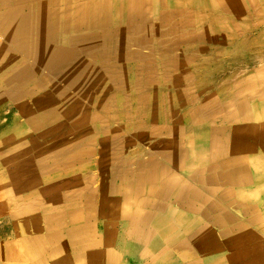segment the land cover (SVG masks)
Returning <instances> with one entry per match:
<instances>
[{
	"label": "bare ground",
	"instance_id": "6f19581e",
	"mask_svg": "<svg viewBox=\"0 0 264 264\" xmlns=\"http://www.w3.org/2000/svg\"><path fill=\"white\" fill-rule=\"evenodd\" d=\"M165 1H167L166 4L170 2L175 11H161L165 7ZM257 1L259 0H0V77L5 74L1 73V68L6 62L11 64L14 60H20L23 64L13 74H5L4 77L7 79L5 84L8 86L6 96L9 98L20 93L19 91H23L25 72L30 69L31 64L39 65L41 70H45V75L57 79L59 71L63 69L62 64L71 61L75 52L77 53V50H74L77 49L76 47L85 50L96 43L105 46L110 42L112 34L118 44L123 40L129 42L133 39L139 42L140 44L136 45L138 53L141 50L143 53L148 46L146 43L148 37H144V35H154L155 39L162 40V45L170 46L178 44L177 32L183 29L187 33L185 38L198 40L203 37V34H206L205 30L195 28L203 18L200 17L194 22L190 14L191 7L197 11L209 8L231 20H240L243 17L241 25L234 22L232 24L230 21L231 26L229 27L231 28H225L230 29L229 32L231 31L232 35L248 32L253 29V24L250 22H253L252 20L256 16L264 13V2L262 3L263 7L259 9L256 5ZM182 13L183 15H181ZM147 15H151V18H148ZM178 20L183 22L180 23ZM211 25L223 29L219 19L215 18L211 21ZM164 37H167V40H164ZM53 42H59L57 49L52 44ZM128 51L130 52V50ZM158 62L160 61L158 60ZM155 63L153 64L155 65ZM7 71L9 70L6 69ZM74 75L75 73L69 75L70 77L60 79L59 86L52 83L49 87L51 89L47 88L48 91L62 93L65 91L64 88L72 87L73 89L72 83L75 82L76 77ZM147 78L148 75L145 80L147 86H156L153 78L151 80ZM224 78H226L225 75ZM38 80L40 81V79ZM173 81L175 84L178 82L175 75ZM11 82L16 85L11 86ZM224 82L222 83L226 84ZM222 83L219 90L222 89ZM42 84L38 85L42 86ZM158 85L160 84L158 83ZM168 86L172 91H176L173 83ZM211 86L212 84H209L208 91L212 89ZM162 88L157 87L158 90H164L165 87ZM231 88V93L224 92L220 103L208 102V100L207 103L204 102L206 104L203 108L195 107L193 110L189 109L191 111H187L188 113H181L177 124L170 126L171 131L164 127L153 128L151 133L155 137V144L153 143L149 148V155L136 164V169L129 170L125 173L124 178L115 176L113 180L109 179L110 181H105L108 177L105 180L101 178V184L93 191L88 189L91 178L81 177L75 170L66 175L67 178H48L45 184H40L38 187L39 197L30 199L29 202L24 200L26 205H21L19 202L21 198L18 195L25 188L21 190V184L17 180H13L15 172L5 169L6 175L9 176L8 179L11 181L10 188L18 198L13 196L12 201L5 202L6 207L1 210L6 209L10 203L13 204V207L1 212L6 214L9 212L7 215L4 214L5 216L1 219L11 221L13 232L17 236H28L21 239L23 251L21 253L16 250L11 251L9 255L11 259H8L33 262L37 257L46 253V256L52 259L51 264H113L115 253L109 249V246L113 242L119 243V241L127 239L136 242L138 246L132 251H128L129 249L124 245L122 251L130 253L132 257L142 258V264L146 262L150 264H264V103L262 107H259V112H256L254 124L243 125L237 117L238 114L235 113L236 110L229 111V107L234 106L231 105V101L238 97H246L251 100L249 99L250 95L257 92H260L261 97L264 96V68L255 75L245 78L242 82L233 84ZM73 92L72 94H74ZM123 92L125 91L123 90ZM155 95L157 96L156 91H154ZM245 102H240L238 105L242 110L247 107ZM183 105L185 103L180 102L177 104V108L182 109ZM234 107H237V104ZM231 109L233 110V108ZM243 116L246 117V114ZM200 118L204 120L200 121L199 125L205 124L207 128L205 131H197L192 128L193 123H197ZM161 130L167 133V139H156L160 137ZM172 130L176 131L178 136L174 137ZM67 147L70 146L67 145ZM257 149L261 151L260 155L255 153ZM40 158L43 159V157ZM10 160V154H5L0 158L4 167H7ZM187 167H192V170L186 173L187 178L182 176L181 178L176 174ZM58 169L56 170L58 171ZM15 171H20V169L16 167ZM17 176L16 174L15 177ZM31 178L35 180L34 176ZM29 183H33V181L28 180L27 184ZM5 188L0 189V200L7 198L8 193L6 194ZM96 194H101V197L98 198ZM80 197H84V199L79 202ZM45 204L49 206L48 210L39 214L35 209L36 206L43 207ZM96 216H102V218L105 216L106 221L103 227L104 236L100 238L110 239V241L104 242L105 249L103 250L99 248L100 239L98 236H94L89 225L91 219ZM24 220L34 228L33 235L27 232ZM116 222L122 226L121 233H117L111 228ZM37 224L43 225L42 236L45 235L46 240L41 236V229Z\"/></svg>",
	"mask_w": 264,
	"mask_h": 264
},
{
	"label": "rangeland",
	"instance_id": "374dc122",
	"mask_svg": "<svg viewBox=\"0 0 264 264\" xmlns=\"http://www.w3.org/2000/svg\"><path fill=\"white\" fill-rule=\"evenodd\" d=\"M166 2L167 1L164 2L165 7H163L161 11H175L171 3L169 2V4L168 3L166 4ZM263 2L264 0L257 1L256 5L258 6L259 9L263 7L262 5ZM191 9H192L191 10L192 13L190 12V14L194 22H196L200 17L203 18L201 22L196 24L195 28L197 30H199L198 28L205 30L206 34L205 35L203 34V37L198 40H195L194 38H185L187 33L182 29L177 32L178 33L177 39L179 40L178 44L166 46V45H162L161 39H155L156 37L154 35L151 36V35L143 34L144 37H148V39L146 40L148 46H146L143 53L142 50L138 53L137 51L138 49H136L137 47L136 45L139 42H136V40L133 39L131 41L129 40V42L128 40L127 41L123 40L118 44L112 34L110 42L105 46L96 43V45L90 48L91 50L93 49L95 51L92 52L93 54L92 57L88 58L87 54L85 53L84 55L85 57L83 58H80L75 61L71 60L67 63L66 62L63 63L61 66L63 69L59 71L58 74L59 76L57 79H52V76L45 75L46 73L45 70L44 69L41 70V67L39 65L31 64V66L33 67L30 66V69L25 72L23 91H19L21 94L18 93L9 98H7L6 96V88L8 86L5 84V80L7 79L4 76L6 73L13 74L15 70H19V68H21L23 64L20 60H14L11 62V64L6 62L5 65H3V67L1 68V73L3 74L5 73V74L4 76L0 77V158L5 154H10L11 160L8 164L9 166L6 165L7 167H4L5 165L2 162H0V187L2 188L3 186L7 188V184L9 182L8 176L5 173V169H7V171L9 170L11 172H15L18 175L17 176L18 179L16 180L20 182L25 181L24 178L26 176L24 174L32 175V173H35L37 175L38 178L37 182H39V178L46 179V177L50 175H55L57 172L56 169L58 168H59L58 172L61 173L72 172L76 170L77 172L81 171L84 173L95 172L98 175L103 172L102 174L104 177L101 175L103 179H106L108 177L107 180L109 179L113 180L115 176L119 177L118 175H123L127 173L129 170L136 169L137 167L136 164H138V162L141 159L143 160L144 157L149 155V148L153 143L155 144V137H153L151 133L153 128L158 129L157 128L158 126L159 128L164 127V129L167 130L169 129L171 131L170 126L177 124L176 122L180 120L181 113L182 114L188 113L191 110L195 109V107L203 108L208 100H209L208 102L220 103V100L224 97V92L231 93L230 90H232L231 87L233 84L242 82L245 78L255 75L259 70L264 68V61H263L264 57H262L264 56V13H261L260 15L256 16V18L252 20L253 22H250L251 24H253V29L249 30L248 32H242L239 35H235V34L232 35L231 31L229 32L230 29H227L225 27L231 26L230 21H232V24L234 22L235 24L241 25L243 17H241L240 20H231L229 19V17L227 18V16H222L223 14H218L215 12V10H210L209 8L200 11H197L195 10V8L192 7ZM181 15H183V13ZM148 18H151V15L148 16ZM215 18L219 19V21L222 23L223 29H219L220 27L215 28L213 25H211V21H213ZM178 22L182 23L183 21L178 20ZM164 40H167V37L166 38L164 37ZM0 42H1V38H0ZM250 42L253 45H251ZM52 44H54L55 49H57L59 42L57 43L53 42ZM212 45H214L215 47ZM128 50H130V52ZM109 57L111 58L109 59ZM128 57H130L131 59L130 58L128 59ZM175 59H177L179 62ZM121 60L123 61L122 64H121L122 62ZM158 60L160 62H158ZM154 61L157 62L155 63ZM153 63H155V65ZM101 64H103L104 66L103 65L100 66ZM117 66H119L120 68ZM215 66L217 67L219 66V67L217 68ZM6 69H8L9 71L6 72ZM201 70L203 72H200ZM116 71L119 72L116 73ZM92 72L93 74H91ZM182 72L185 74L184 76ZM70 73L71 74L75 73L76 75L74 79L75 82L72 83L73 89L72 87H69L68 89L64 88L65 91H63L62 93H55V92L50 93L48 91L49 89H51L49 87L52 85V83L57 84L59 86L60 79L62 80L67 77H70L69 76L71 75ZM164 73H166L167 75H165ZM145 74L148 75L147 79L151 80L153 78L158 88L165 87L164 90H160V89L158 90L156 86H147V84L145 83L146 80ZM93 75L96 76L94 77ZM174 75L178 79V82L176 84L173 81ZM224 75L226 78H224ZM42 77L43 79H41ZM86 78L87 80H85ZM11 79L12 78H10V80ZM38 79H40V81ZM222 82L226 84H223ZM158 83L160 85H158ZM172 83L173 86L176 88V91L175 90L172 91L168 86L169 84ZM208 83L212 84L213 86V87L211 86L212 88L210 90L211 92L207 90L209 87ZM221 83H222V89L219 90V88L221 87ZM10 84L13 87L16 85V83L14 84L13 82H11ZM38 84H42V86H39ZM123 90L125 92H123ZM154 91L157 92V96L156 95L154 96ZM34 92H36L37 94L35 93L34 95ZM72 92L74 94H72ZM47 94L48 97H46ZM95 99L96 101L94 102ZM249 99L251 100H248L246 97L245 98L238 97L237 100H235L238 111L239 109L242 110L241 108H239L238 105L240 102L242 103L243 101H246L245 103H247V107H245L244 109L245 110L249 109L248 110L249 116L246 117L243 116L242 112H239L241 114L238 117V119H240V123H242L243 125L255 123L254 112L256 111L252 110L251 107L254 106L255 108L256 106L262 107V104L264 103V96L262 95L261 97L260 92L251 94ZM239 100L241 101L237 103ZM180 102H183V104L185 103L182 109L177 108V104ZM204 102L206 103L204 104ZM166 103L168 104L165 105ZM67 104L69 105L67 106ZM49 105L52 106L51 108L48 109V107H50ZM58 106L63 108H59ZM247 117L248 119H245ZM29 120L32 121L30 122ZM202 120L204 119L201 118L198 119L197 123H193L194 126L192 125V128H196V129L200 128L202 131H205L207 129L206 125L205 124L199 125V122ZM263 122H264V117H263ZM82 125L85 126L79 127ZM83 132H87V133H84L85 134L84 135ZM160 133H161L160 137L156 138L157 140H163L168 138V135L164 130ZM172 134L174 135V137L178 136L177 132L173 130H172ZM66 140L68 143L66 142ZM67 145L70 147H67ZM46 150L47 152H45ZM257 150L261 152L259 149ZM30 155L31 156L33 155L32 158H30L31 157ZM40 157H43V159ZM38 158H40L39 161ZM24 159L27 163L24 161ZM33 164L35 165L33 166ZM16 167L19 168L20 171H15ZM35 171H37L38 173ZM22 174L25 177L21 176ZM28 192L29 191L25 193L24 191L21 194V196L18 195L21 198V201H19L21 205H23V202H25L24 199L25 200L30 199ZM7 193H9L8 190ZM10 193H11L10 195L7 194L6 199L0 200V209L5 208L6 207L5 202H8L9 199H11L14 196L12 192ZM14 197L18 198L17 195ZM31 198L34 197L32 196ZM9 207H13V204L10 203L7 208ZM1 212L3 211H0V215H4ZM1 218L2 217H0V240L6 239L9 236H11L10 235L11 228L8 224V220Z\"/></svg>",
	"mask_w": 264,
	"mask_h": 264
},
{
	"label": "crops",
	"instance_id": "0c3cea01",
	"mask_svg": "<svg viewBox=\"0 0 264 264\" xmlns=\"http://www.w3.org/2000/svg\"><path fill=\"white\" fill-rule=\"evenodd\" d=\"M94 46V44L91 46V47H93ZM90 47V48H91ZM77 49H74L75 51L77 50V53L75 52V54H74V56H73V58H72V61H75V60H78V59H80V58H83L84 57V55H85V53L87 54V56H88V58H90V57H92L93 56V54H92V52H95L94 50H91L90 48H88V49H85V50H80L79 48H81V47H76ZM82 51V52H81ZM85 51V52H84ZM81 54V55H80ZM89 54V55H88ZM79 56V57H78ZM80 56H82V57H80ZM77 58V59H76ZM235 100H237V99H235ZM231 101V105H234L235 106V104H236V101ZM233 102V103H232ZM234 106H230L229 107V111L230 112H234L235 110V113H237L238 115H237V117H239L240 116V114L241 113H239V112H241V110L239 109V111L237 110L238 108L237 107H234ZM231 108H233V110L231 109ZM235 108V109H234ZM252 108V110H255L256 112H259L258 110H259V107H257L256 106V108H255V106L254 107H251ZM249 110V109H248ZM248 110H242V114H246V116H249V111ZM244 111V112H243ZM256 112H254V115H257V113ZM193 129H196V128H193ZM197 131H202L200 128L199 129H196ZM256 152L255 153H258L259 155H260V153L261 152H259L258 150H255ZM258 151V152H257ZM192 170V167H187V168H185V169H183L182 171H180V172H178V173H176L178 176H182L183 178H187V172H189V171H191ZM70 173H72V172H56V174L55 175H50V176H48V177H46V179H40L39 178V182H37V175L35 174V173H32V175H25V176H28L27 178H24V182H20V181H18L21 185V190H22V188L25 190V193L27 192V191H29L28 193V195L30 196V199L31 200H33V199H37L38 197H39V195H38V191L40 192V190H39V188L38 187H40V184H45V181H47V179L48 178H57V177H64V178H67L68 176H66V175H69ZM13 175H14V177H13V180L15 181L17 178L15 177L16 176V174L15 173H13ZM78 175L79 176H81V177H90L91 178V180H90V182L88 183L89 184V190H91V191H93L94 189H96V188H98V186L101 184V178H103V177H101V175H97L95 172H93V173H84V172H81V171H78ZM86 175V176H85ZM24 176V175H23ZM24 176V177H25ZM29 176H30V178H29ZM32 176H34L35 177V180H33L31 177ZM95 176V177H94ZM124 176H125V174H123V175H119V178H124ZM99 177V178H98ZM181 177V178H182ZM8 178H9V176H8ZM29 178V179H28ZM12 180V181H13ZM28 180H30V181H33V183H29V184H27L28 183ZM98 180V181H97ZM103 180H105V179H103ZM112 180V179H111ZM8 184H7V188H5L6 190H9L8 192V195H10L11 193L10 192H12L13 193V191H12V189L10 188V184H11V181L8 179ZM105 181H110V180H105ZM24 183H25V185H24ZM92 185H91V184ZM98 183V184H97ZM22 184H23V186H22ZM116 184H117V182H116ZM118 185V184H117ZM26 186V187H25ZM96 186V187H95ZM92 187V188H91ZM2 188H4V187H2ZM91 188V189H90ZM1 189V188H0ZM24 190H22V192L20 193V195L19 196H21V194L24 192ZM100 192V191H99ZM6 194H7V192H6ZM13 195L14 196H16L17 194H15V193H13ZM25 195V194H24ZM32 196H34V198H31ZM81 196H83V195H81ZM96 196L99 198V197H101V194H96ZM25 197V196H24ZM30 199L29 200H26V202H29L30 201ZM82 199H84V197H80V199L78 200L79 202L82 200ZM12 201V198L11 199H9V201ZM25 200V199H24ZM26 202H24L23 204L24 205H26L25 203ZM109 204V203H108ZM31 207H32V205H31ZM47 207L49 208V206L47 205V204H45V205H43V207L41 206V205H39V207L38 206H36V208L35 209H37L36 211L40 214V213H43V211H47L48 209H47ZM11 209V208H10ZM8 209H0V211H7ZM9 213V212H8ZM7 213V214H8ZM92 213V212H91ZM93 213H94V211H93ZM3 214H6V213H3ZM6 214V215H7ZM3 216H5V215H0V217H3ZM98 218V219H97ZM102 219V220H101ZM8 224H9V226H10V228H11V236H9L8 238H6V239H1L0 240V248L3 250H1L0 249V264H37V263H41V264H51V261H52V259L50 258V257H48V256H46L47 254L45 253V254H42L41 255V257L39 256V257H37L35 260L36 261H33V262H29V261H22V262H20V261H16V260H10L11 259V257H9V255L11 254V251H13V250H16V252H19V253H21L22 251H23V248H22V243H21V239H24V238H27L28 236H23V235H16L14 232H13V228H12V223H11V221H8ZM106 224V221H105V216L102 218V216H96L95 218H93V219H91V221L89 222V225H90V227H91V229L93 230V234H94V236H98V238L100 239L99 240V243H100V250H103V249H105V247H104V242L105 241H110V239H108V238H100V237H103L104 235V225ZM24 225H25V227L27 228V232H30L31 233V235H33L34 233H33V231H34V228L33 227H31V226H29V224H28V222L26 221V220H24ZM37 226H39V229H41V228H43V225L42 224H40V225H38L37 224ZM115 232H117V233H121V231H122V226L120 225V223L119 222H116L112 227H111ZM39 231V230H38ZM43 231H42V229H41V236H42V233ZM30 233H29V236H31L30 235ZM20 236H22V237H20ZM15 237H16V239H15ZM43 237V239L44 240H46V236L45 235H43L42 236ZM18 239V240H17ZM18 242V243H17ZM9 243V244H8ZM14 244V245H13ZM7 245V246H6ZM125 245V247L126 248H128L129 250L128 251H132L134 248H136L138 245H137V243L135 242H132V240H127V239H124L123 241H119V243H115V242H113L110 246H109V249L110 250H112L114 253H115V259H113V264H142V258H135V257H132V256H130V253H126L125 251H122V246H124ZM15 246V247H14ZM124 250V249H123ZM4 256V257H3ZM55 257H57V256H55ZM8 258H10V259H8ZM3 259V260H2ZM39 260V261H38ZM144 264H150V263H148V262H146V263H144ZM159 264H161V263H159Z\"/></svg>",
	"mask_w": 264,
	"mask_h": 264
}]
</instances>
